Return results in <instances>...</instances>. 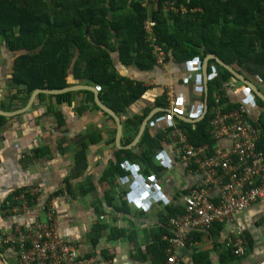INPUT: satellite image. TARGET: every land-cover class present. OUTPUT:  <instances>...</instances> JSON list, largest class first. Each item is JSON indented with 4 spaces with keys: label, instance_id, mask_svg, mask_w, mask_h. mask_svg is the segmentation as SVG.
I'll return each instance as SVG.
<instances>
[{
    "label": "crops",
    "instance_id": "crops-1",
    "mask_svg": "<svg viewBox=\"0 0 264 264\" xmlns=\"http://www.w3.org/2000/svg\"><path fill=\"white\" fill-rule=\"evenodd\" d=\"M168 1L175 2L177 12H165L164 0L148 7L139 0L147 10L143 30L155 60L153 70L145 72L134 65L124 66L119 54H112L118 75L134 83L142 82L149 89L125 115L119 116L123 125L120 147L116 143L115 121L88 102L86 92L90 91L71 92L68 101L48 97L57 95L39 94L30 102L36 90L30 94L25 86L15 84L12 78L16 59L32 52L11 50L6 38L0 34V233L24 225L29 216L21 210H13L20 207L23 191L36 189L37 195L30 201L32 211H40L42 206L53 202L59 236L80 246L83 253L111 264H166L171 241L168 235L174 237L176 234L185 237V245L173 251L178 264H258L264 260V198L236 213L230 221L215 223L207 229L182 225L187 214L184 197L199 190L203 180L198 165H190L182 159L168 136L169 126L175 122L180 127L179 122L183 120L159 111L148 121L145 131L149 130L151 136L159 137L160 141L152 150L149 167L139 159L145 131L135 146L127 148L136 141L139 131L126 134L124 122L134 115H142L145 109H150L151 113L160 108L156 101L162 95L168 102L164 109L184 118L198 120L204 111V60L176 63L167 59L168 54L158 42L152 9H159L164 17L188 11L179 0ZM17 2L18 7L23 6L21 0ZM54 14L55 9H52L51 16ZM150 19L155 21L153 36L145 28V22ZM19 29V26L15 27L14 32L20 38ZM89 32L87 27L86 33ZM152 45L165 52V66L158 64ZM210 62L209 82L220 75L222 68L216 62L210 66ZM233 68L264 94V78ZM71 76L69 87L96 88L84 80L74 81L72 71ZM224 88V99L215 93V105L219 97L224 112L240 111L243 107L245 120L257 124L264 108L253 92L236 79L224 83ZM40 95L46 97L40 99ZM158 113L166 115L155 118ZM211 113L214 115L213 108ZM198 123L188 124L195 126ZM130 137L132 141L126 142ZM211 141L213 146L205 145L209 155L217 148L216 141ZM219 146L226 149L231 143L223 141ZM123 151H129L130 155ZM66 185L71 186L73 193ZM218 199L219 192H212L211 200L217 202ZM96 230H99V237H96ZM166 240L169 245L162 250L160 241ZM236 241L247 244L244 255H234ZM150 247L152 251H149ZM0 264H17L16 250L0 245Z\"/></svg>",
    "mask_w": 264,
    "mask_h": 264
},
{
    "label": "trees",
    "instance_id": "trees-1",
    "mask_svg": "<svg viewBox=\"0 0 264 264\" xmlns=\"http://www.w3.org/2000/svg\"><path fill=\"white\" fill-rule=\"evenodd\" d=\"M21 2L23 6L18 7L17 0H0V34L6 38L11 50L32 52L16 59L12 78L15 84L25 86L30 94L37 89L62 90L69 87L72 71L74 81L84 80L96 86L100 100L119 116L125 115L129 107L148 92L149 89L144 83H134L118 75L112 59V54L118 53L124 66L134 65L145 72L155 68V60L145 42L143 30L147 10L141 6L139 0ZM179 2L188 7L187 13L164 17L159 9H152L157 22L158 42L168 54L167 59L183 64L195 59L202 61L212 54L226 64L238 68L241 73L264 78V0ZM52 9L56 13L53 16ZM17 26L22 38L14 32ZM87 27L90 28L89 34L86 33ZM21 39L23 40L19 44ZM213 64L216 65L214 60L210 62V66ZM232 79H235L232 74L221 68L220 75L208 84L209 112L205 119L195 126L179 122L191 144L214 145L210 135V120L213 117L211 110L215 105V93L224 99V83ZM86 94L88 102L100 111L95 105L94 94ZM71 96L72 93H66L48 97L68 101ZM44 97L46 95H40V99ZM156 102L157 107H168L165 95ZM258 103L264 108L262 101L258 100ZM150 111L145 109L142 115L127 118L124 122L126 134L137 133ZM162 115L166 113H158L155 118ZM254 125L261 132L258 149L264 152V113ZM131 141L132 137L126 142ZM159 143V137L151 136L149 130L145 131L140 144L143 150L139 159L147 167L151 165L152 150ZM123 152L130 155L129 151ZM66 186L71 192V186ZM96 233V237H99V230ZM168 238L171 239V235ZM96 241L97 239L94 243ZM160 244L162 250H165L169 242L160 241ZM149 251H152L151 247Z\"/></svg>",
    "mask_w": 264,
    "mask_h": 264
},
{
    "label": "built area",
    "instance_id": "built-area-1",
    "mask_svg": "<svg viewBox=\"0 0 264 264\" xmlns=\"http://www.w3.org/2000/svg\"><path fill=\"white\" fill-rule=\"evenodd\" d=\"M159 1L141 0L144 7ZM162 6L165 12H177L175 2L164 0ZM154 26L153 19L145 22L150 36H153ZM152 46L158 59L163 60L164 57L165 62V52L161 47ZM239 110L224 112L217 97L210 120V135L217 148L210 155L207 154V146L192 145L185 131L175 122L169 126L168 136L174 149L188 164L198 165L203 178L201 188L184 197L187 214L182 219V225L185 228L207 229L215 223L230 221L236 213L245 211L252 203L264 198V152L258 149L260 132L245 120L243 107ZM223 141H229L231 146L222 148L219 143ZM214 191L219 192L217 202L211 200ZM35 194L36 189L23 191L20 207L13 210H21L29 216L24 225L0 233V245L16 250L17 264H111L108 260L83 253L78 245L64 241L58 234L53 202L42 206L40 211H32L30 201ZM176 225L177 222L175 229ZM184 245L183 235L176 234L171 238L166 264H178L173 251ZM247 250V244L238 241L233 246L236 256L244 255ZM258 264H264V260Z\"/></svg>",
    "mask_w": 264,
    "mask_h": 264
},
{
    "label": "water",
    "instance_id": "water-1",
    "mask_svg": "<svg viewBox=\"0 0 264 264\" xmlns=\"http://www.w3.org/2000/svg\"><path fill=\"white\" fill-rule=\"evenodd\" d=\"M211 60H214L220 67H222L223 69H225L226 71H228L229 73L232 74V76L239 82H241L243 85L247 86L252 92L253 94L264 103V94L258 89V87L251 82L250 80L246 79L244 76H242L240 73H238L237 70H235L232 66L226 64L224 61H222L220 58L216 57L215 55L209 54L205 57L204 61H203V67H202V77H203V84H204V89H205V96H204V111L202 113V116L197 120H190L187 118H184L180 115H177L175 112L170 111L169 109H164V108H158L153 110L148 117L144 120L142 126L140 127L139 130V134L137 136L136 141L129 147H127L128 149H131L133 146H135L141 139L146 125L148 123V121L154 117V115L159 112V111H163V112H167L168 114H173L175 117L180 118L181 120H183L184 122H188V123H198L200 121H202L208 112V95H209V88H208V70H209V62ZM78 91H90L94 94V100H95V105L105 114H107L109 117H111L117 126V132H116V143L117 146L120 147L121 146V138L123 135V125H122V120L119 117V115H117L113 110H111L108 106H106L99 98V92L96 88L94 87H90V86H84V85H77V86H72V87H67L65 89L62 90H36L33 95L31 96L30 102L34 101L35 98L39 95V94H48V95H63L66 93H71V92H78ZM1 114V113H0Z\"/></svg>",
    "mask_w": 264,
    "mask_h": 264
},
{
    "label": "rangeland",
    "instance_id": "rangeland-1",
    "mask_svg": "<svg viewBox=\"0 0 264 264\" xmlns=\"http://www.w3.org/2000/svg\"><path fill=\"white\" fill-rule=\"evenodd\" d=\"M157 62H158V64L160 65V66H165V62H164V57H163V60L162 59H157ZM44 217V215H42V218Z\"/></svg>",
    "mask_w": 264,
    "mask_h": 264
}]
</instances>
